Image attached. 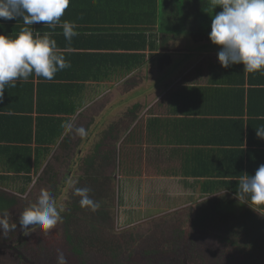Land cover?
Wrapping results in <instances>:
<instances>
[{
  "label": "trees",
  "instance_id": "1",
  "mask_svg": "<svg viewBox=\"0 0 264 264\" xmlns=\"http://www.w3.org/2000/svg\"><path fill=\"white\" fill-rule=\"evenodd\" d=\"M161 4L159 7L161 13L158 14V0H70L69 7L61 17L62 22L68 20L77 23L84 13L89 14L94 10L100 13L107 11L108 6L110 9L126 5V8L122 9L131 17H126L125 20V17L118 16L117 20L125 21L128 31L115 29L109 32L103 41L87 44V46L110 49L105 53L64 50L65 59L70 61L71 67L64 69L63 72L70 74L71 76L68 77L74 82L64 83L59 76L54 81L38 80L35 84L33 81L16 82L14 89L20 92L22 101H27V107L16 99V110L20 109L21 114L7 115L5 119L10 125L4 124V121L0 125V170L2 171L0 184L11 188L17 187L24 192L32 180L31 175L37 173L48 157L50 147L56 144L57 140L62 138L58 147L66 157L72 155L74 148L77 149L79 144L77 140L72 139L71 132L64 133L65 128L62 127L71 120L70 116L77 110L76 92L93 86L95 81L98 83L99 80H106L102 82L103 86H107L106 82H110L109 74H112V78L117 79L112 81L114 84L111 87L117 90L120 97L127 91L140 87L143 82L150 84L153 76H158V73L174 63L172 56L174 51L170 50L177 49V38L167 41L164 32L157 35V31L153 29L155 26L157 29V24L161 30L167 29L168 32L172 27H176L177 23L182 22L183 29L195 38L193 43H198L201 39L210 40L211 16L222 10L217 7L212 12L210 0H162ZM130 8L140 12L141 15H135ZM104 16L106 17L107 14ZM104 23L95 24L101 26ZM0 24L2 26L12 24L13 27L7 33L13 37L25 26L23 20L19 18L0 19ZM44 25L41 22L39 27L36 24L35 28L43 34ZM148 29L150 30L147 31ZM54 30L57 32L51 34V37L56 40L57 46L66 49L75 47L80 37L88 39L96 31L93 28L83 30L77 27L75 31L78 35L69 43L65 40L60 25ZM157 37H159L158 44ZM185 38L180 36L178 48L183 47L181 42L184 39L187 41L190 35ZM166 45L171 47L166 48ZM147 46L150 49V63L143 62L145 54L140 51ZM143 64L149 69L146 76L140 75L139 72ZM212 69L214 71L210 76V82L214 85L211 87L185 86L176 92H169L166 100L158 102L156 110L155 106L149 107L151 102L149 100L156 95L152 96L155 91L149 92L148 89L145 101L135 98L119 109L115 113L116 118L113 122L104 125L99 133L100 140L108 136L113 140L102 155L101 164L102 161L103 164L117 162L120 170L126 167L122 166V158L123 153H126L127 145L124 149L116 145V141L121 136H124L122 144L125 141L127 144L130 142L131 152H142L141 144L144 141L148 143L144 151L149 153V164L151 163L152 166L162 164L166 174L195 179L204 193L217 192L215 205H232L234 199L238 200L236 192L239 177L244 173L255 175V168L258 169L253 166L252 161L254 145L252 137L256 134L255 128L261 120L257 116L264 111L254 110V99L258 93L256 84L262 82L264 72L260 74L244 72L242 64L224 68L216 63ZM217 70L219 73L216 72ZM169 76L170 74L162 79H167ZM155 80L158 81L157 84L161 81L160 78V81L158 78ZM163 83L164 81L159 85L166 87L167 83ZM163 89H159V92ZM62 91L67 92V97L64 99L62 95L57 94ZM107 97L110 103L115 99V95L108 94ZM79 105L82 106L83 103L80 102ZM32 110L36 113L35 117L32 116ZM90 110L92 108L85 112ZM134 123L138 128L133 130ZM100 140L97 139L92 144L91 150L98 149ZM131 141L135 145H131ZM116 152L121 153L119 160L116 158ZM131 158L134 159L133 156ZM86 159L87 157L85 162ZM44 173H48V170ZM101 177L97 176L94 179L91 177L94 189H91L90 196H97L99 204L103 206L101 200L104 192L113 194L114 179L110 176L100 181ZM246 205L258 212L264 210V206ZM89 226L94 228L95 224ZM87 239L89 238L86 237Z\"/></svg>",
  "mask_w": 264,
  "mask_h": 264
},
{
  "label": "flooded vegetation",
  "instance_id": "2",
  "mask_svg": "<svg viewBox=\"0 0 264 264\" xmlns=\"http://www.w3.org/2000/svg\"><path fill=\"white\" fill-rule=\"evenodd\" d=\"M95 130L96 127L90 147L94 140H100L103 127ZM112 142L108 136L99 141L96 151L90 149L70 157L50 155L31 175L24 192L0 184V210H7L9 224L8 231L0 230V264H56L60 251L68 257L69 264H264V215L235 199L232 205H215L217 192H202L197 182L195 187L193 178H187L190 186L184 184L193 196L187 201L178 198L179 202L170 206V217L158 209L166 200L149 201L155 192L147 193L143 200L140 193L133 200L121 199L118 192L126 188L127 181L135 190L141 177L142 181H149L178 175L166 174L162 164L152 166L144 148L139 153L131 152L129 144L123 153L125 168L120 170L117 162L101 164L102 155ZM116 166L117 171L112 173ZM97 176H102L100 181L112 176L113 194L104 192V205L95 211L82 208L75 188L94 189L91 177ZM130 176L137 178L128 180ZM42 189L52 195L58 208H63V223L57 225L59 239L52 242L35 226L27 234L18 227L11 228L18 225L20 213L38 199ZM91 198L99 201L97 196ZM114 216L116 222L125 226L113 227ZM92 223L94 228L89 226Z\"/></svg>",
  "mask_w": 264,
  "mask_h": 264
},
{
  "label": "clouds",
  "instance_id": "3",
  "mask_svg": "<svg viewBox=\"0 0 264 264\" xmlns=\"http://www.w3.org/2000/svg\"><path fill=\"white\" fill-rule=\"evenodd\" d=\"M212 12L219 7L222 10L211 16L209 39L219 46L218 62L224 68L242 64L248 73L264 72V0H210ZM70 0H0V19H22L24 27L13 37L0 34V101L3 100L7 87H16L18 80H27L30 76L54 78L58 71L71 67L64 56V50L57 46L51 34H41L33 28L43 22L55 29L63 30L66 41L71 42L78 33L74 21L61 17L69 7ZM2 27V25H0ZM67 132H72V121L62 125ZM256 136L264 140V126L255 128ZM75 134L84 138L88 135L84 127H75ZM89 187H76L75 195L80 197V206L95 211L99 202L90 197ZM236 197L241 204L264 206V164L255 175L244 173L239 177ZM55 199L42 189L38 199L29 204L19 215V223L11 225L22 233L35 226L50 242L58 240V223H63ZM7 210H0V230L8 231ZM56 264H69L68 257L60 251Z\"/></svg>",
  "mask_w": 264,
  "mask_h": 264
},
{
  "label": "crops",
  "instance_id": "4",
  "mask_svg": "<svg viewBox=\"0 0 264 264\" xmlns=\"http://www.w3.org/2000/svg\"><path fill=\"white\" fill-rule=\"evenodd\" d=\"M161 1L162 0H158V2H159L158 11H157L158 14L161 13V10L159 8L160 5H162ZM118 6H120V4ZM123 7L126 8V5ZM123 7H113V8L109 9V6H108L107 11H100V13H99V12H97L98 10H94L92 13H89V14L84 13L81 20L76 23L78 25V28L81 27L83 30H90L91 28L96 29L95 34L91 37H88V39L80 37V39L77 41L75 47H73V48H67L66 49V48H63L59 45H58V48L61 50H68V51H72V52H89V53L90 52L105 53V51H110V49L106 50V49H103L102 47H92L91 45L87 46V44H89L91 42L96 43V42H99L100 40L103 41L104 38L106 37V35L109 32L114 31L115 29L117 31H119V29L123 30V31H128L125 21H118L117 20L118 16L125 17V20H126V17H131L130 14L126 13V11L122 9ZM130 10L135 15L140 14V12H136L131 8H130ZM104 14H107V16L105 17ZM98 22H105V23L100 26V24H95ZM17 23H15V24H17ZM37 26L39 27V24H37ZM12 27H13L12 24H8L6 26L0 27V34L8 35L7 31H9ZM35 27H36V24L33 25L34 29H36ZM158 27H159V30H158ZM44 28H45L44 31L48 32L50 34L57 32L56 30L49 27L48 25H44ZM153 29H155V31H157V35L160 34L161 32H164L165 36L167 37V41L173 40V38L176 37L177 38V40H176L177 49L176 50H170V51H174V53H176V55L180 54L183 51L185 53L186 57L191 58V63L188 64L185 69H183L179 72L170 73V76L167 79H162L161 76L164 75V71L166 70L165 69L162 72L158 73L159 74L158 76H153V78L150 82L151 85L148 83L144 84V82H143V84H141L140 87L133 89V90H129V94L127 91L125 94H122V96H120V97L118 95L117 90L111 87V85L114 84V82H112V81L117 79V78L114 79V77L112 78V74H109V77H108L109 80L108 81H110V82L109 83L106 82L107 86H103V82H102V81H106V80H99L100 81V82H98L99 84L97 83V81H95L93 86H89L88 88L85 87V88L81 89L80 92H78V93L76 92L75 94L77 96V102H76L77 103V110L73 115L70 116L71 117L70 121L73 122L74 128L75 127H84L87 130L88 135L84 138H81L80 136L75 134V131L73 128V131L71 132L72 139L77 140V142L79 144H78L77 149H75V148L73 149L72 154L73 153L85 154L86 150L91 145L92 139H90V137H91V133L95 127L97 130L100 127H104V125H110V123L113 122V120L116 118L115 113L119 110V108L123 107L126 104H129L131 101H133V99L139 98L137 100L145 101V99H147V97L145 95L148 92V89H149V92L151 90L157 91V88H158V90L160 88L163 89V87H165V86L159 85L161 83V81L162 82L164 81V83H167L166 87L161 91L162 92L161 97H160L161 101L166 100L167 94L169 92L170 93L176 92L177 90H179L185 86L199 88V87H206V86L211 87L214 85L210 82V76L214 71L212 69L213 65H215L216 63L220 64L218 62L217 56L213 57V54H216L215 52L218 53V51L220 50L219 46L213 45L212 43L207 44L206 42H211V41L206 40V39L205 40L201 39V41H198V44H202L205 42V44L209 45V47L201 50L200 51L201 54L199 56H196L195 61L192 62V59L194 58V56L192 55L193 50L184 51V50H182V48H178L180 45V40H179L180 37L173 35L172 29L168 32H167V29L161 30L160 26L158 24H157V29H156V26ZM149 30L150 29H148L147 31H149ZM168 33H171V35L169 36ZM118 42H119V40H117L116 43H118ZM156 42H157V44L159 43V37H157ZM205 44H203V45H205ZM203 45H201V46H203ZM165 47L170 48L171 46L166 45ZM111 51H114V50H111ZM115 51H117V50H115ZM140 51L145 54V57H144L145 60L143 62L150 63V61H149L150 49L148 48V46H147V48L140 50ZM213 58H217V60L215 61ZM191 67H193L192 70H191ZM148 70H149L148 67H146V65L143 64V66L141 67V70L139 71L140 75L146 76V73H148ZM189 70H191V73H188ZM216 72L219 73L218 70ZM187 73L191 74V75L188 77ZM259 74H260V72H259ZM57 76H59V79L64 81V83H70V81H73L71 77H68L71 75L65 74L63 72V70L58 71L55 74L54 78L51 79L50 81H54ZM157 78H158V80H159V78L161 79V81L159 80L160 81L159 84H157L158 81L155 80ZM38 80H47V79H45L43 77L38 78V77H35L33 75V76H30L27 80H18L17 82L33 81V83L35 84ZM153 80H154V83L152 82ZM73 82H71V83H73ZM153 84H156V85H153ZM147 85H150V86H147ZM256 87L258 89V93L255 96L256 98L254 99V110L264 111V92H263V90H264V77H263V80L260 84H256ZM135 90L137 92L142 91V94L139 95L140 97L139 96H133L135 93L134 92ZM153 93H152V96H153ZM57 94L62 95L63 99L67 97V92L64 93L62 91V92H58ZM108 94H111L112 96L115 95V100L112 99L111 103L109 102V98L107 97ZM130 95L132 97L130 99H127V97ZM16 99L20 100L23 103L24 107H27V103H26L27 101L24 102L21 100L22 96H21L20 92L18 90H15L12 87H7L4 91L3 100L0 101V125L2 124L3 121H4V124L10 125L8 120L5 119L8 117L7 115L16 114L15 116H19L21 114L20 109L16 110V108H17ZM118 100L122 101V104L121 105L117 104L114 108H111L108 110L109 106H111L113 103L118 102ZM80 102L83 103L82 106L79 105ZM151 103L152 102H150L149 106H151V107L155 106V110H156L158 103H154V104H151ZM103 106H105V107H103ZM89 108H92V110H90V112H85ZM109 111H110V113L104 117V119L105 118H108V119H106V121H104V119H102V121H100L101 118H103V115H105ZM146 111L147 110H145V112ZM24 113H25V110H24ZM35 115H36L35 111L32 110V116L35 117ZM144 116H146V114ZM245 116L246 115H244V117ZM257 117H260V119H261L258 122L257 128L264 126V113H259V115ZM64 133H67V131L65 130ZM80 138H81V140L79 141ZM61 140H62V138H61ZM61 140L60 139L57 140L56 144H54L50 147L51 149H50V153H49L48 157L50 155H53L54 153H57L59 155H64L62 152L59 151V147H58V143L61 142ZM95 141L96 140H94V142ZM252 141H253L252 143H254V145H253V157H252L253 166L259 167L261 164H264V140L259 139L255 134L252 137ZM126 144H127V142H126ZM48 157L46 158V160L48 159ZM41 166H42V164H41ZM255 170H257V168H255ZM0 173H2L1 170H0ZM259 213L264 215V210H259Z\"/></svg>",
  "mask_w": 264,
  "mask_h": 264
},
{
  "label": "rangeland",
  "instance_id": "5",
  "mask_svg": "<svg viewBox=\"0 0 264 264\" xmlns=\"http://www.w3.org/2000/svg\"><path fill=\"white\" fill-rule=\"evenodd\" d=\"M182 25V22H179V23H177V25H176V27H172V30H173V35H175V36H181V37H183V38H185V37H188L189 35H190V38L186 41L185 39L181 42V46H183L182 48H183V50L184 51H187L189 48H193V51H192V55L194 56V58L192 59V62L193 61H195V57L196 56H199L200 54H201V50H203L204 48H207V47H209V45H207V44H210L211 42H206L207 44H205V42L204 43H202V44H198V43H193V41H194V37H193V35H191L190 34V32L188 33V31H186V30H184L183 29V27L181 26ZM198 41H201V40H198ZM203 44H205V45H203ZM201 45H203V46H201ZM216 54H213V57L214 56H217V52H215ZM173 62L174 63H171L167 68H166V70L164 71V75L163 76H161V78H163L164 76H166V75H168V74H170V73H173V72H179V71H181V70H183V69H185L186 68V66H187V64H190L191 63V58L189 57H186V55H185V53L182 51L180 54H178V55H176V53H174L173 52ZM215 61L217 60V58H213ZM193 69V67H191V70ZM191 70H189L188 71V73H191ZM187 73V76L189 77L191 74H188ZM154 81V80H153ZM152 81V82H153ZM131 83H133V82H131ZM154 83V82H153ZM162 83V82H161ZM136 89V88H135ZM161 89V88H160ZM135 93H134V95L133 96H139L140 94H142V91H134ZM156 92V91H155ZM153 93V95L154 94H156L153 98H152V96L150 97V98H152L150 101L152 102L151 104H154V103H158V102H160L161 100V93L162 92H159V90H157V92L156 93ZM128 94H129V92H128ZM112 96V95H111ZM132 96L130 95V96H128L127 97V99H130ZM140 97V96H139ZM137 99H139V98H137ZM115 100V99H114ZM122 101H119L118 100V102H116V103H113L111 106H109V108H108V110L109 109H111V108H114L117 104H119L120 105V103H121ZM103 107H105V106H103ZM150 107V106H149ZM122 108V107H121ZM121 108H119V109H121ZM107 110V111H108ZM110 113V111L109 112H107L105 115H103V118H101V120L100 121H102V119H104V117L107 115V114H109ZM100 114V113H99ZM106 119H108V118H105L104 119V121H106ZM113 120V119H112ZM111 120V121H112ZM99 121V122H100ZM110 121V122H111ZM106 123V122H105ZM132 127V126H131ZM137 129L138 127L135 125V123H134V125H133V130L134 129ZM138 133H140V130L138 129ZM124 137V136H123ZM122 136L120 137V138H118V141H116V145L117 146H121L123 149H124V147H125V145H126V142L125 143H123L122 144V141L124 140V138H123ZM122 144V145H121ZM129 144H130V142H129ZM131 145H135V143H133V141H131ZM137 145H140V143H137ZM142 148H146V146H147V143H142ZM133 147V146H132ZM90 149H92V147H89L87 150H86V152H88ZM117 151V150H116ZM121 150L119 149V151L118 152H120ZM129 151H131V148H129ZM118 152H116V158H117V160H119V155L121 154H119ZM134 160V159H133ZM122 161H123V165L122 166H125V161H124V157L122 158ZM141 166L142 167H146L145 166V163L144 162H142L141 163ZM118 167L119 166H116V167H114L113 168V170H112V173H115L116 171H117V169H118ZM39 171V170H38ZM137 177H135L134 178V176H130V178L128 179V180H132V181H134L135 179H136ZM188 179H190L191 180V178H188ZM185 182H186V184H187V186H190V183H188V180H187V178H185L184 176H182V175H178V176H166V175H164V176H162V177H159V178H152V179H150L149 181H147V180H144V181H142V177L141 178H139V180H138V185H137V187L135 188V190L133 189V186L131 185V181H127V182H125V185H127V186H125L126 188H122V190L120 189V194H119V192H118V195L120 196V198L122 199V198H126L127 200H133V197L135 196V197H138V195H139V193L140 194H142V200L144 199V197L147 195V193L148 194H153L154 192H155V194H153V196H150L151 198L149 199V201L150 202H152V203H154V200L156 201V200H166V203L164 202V204L162 205V206H160L158 209H159V211L161 212V213H163V214H170V206L171 205H175L177 202H179V201H177V199L179 198V200H183L184 199V201H187V200H189L192 196H191V189H187L185 186H184V184H185ZM133 183V182H132ZM194 185H195V187H196V182H194ZM185 188H184V187ZM147 187H149V189H148V191L146 192V188ZM195 187H193L192 189H194ZM126 189V190H125ZM126 191V192H125ZM189 193H191V194H189ZM116 194V193H115ZM157 194H159V196L157 195ZM187 194H189L188 196H187ZM116 197H117V194H116ZM66 210H68V208H65ZM115 215H116V212H115ZM146 215V214H145ZM169 217H170V215H169ZM172 219H174V217H172ZM178 219V218H177ZM116 220H118L117 218H115V216H114V218L112 219V223L114 224L113 225V227L116 225L117 227L119 226V225H122V226H125V223H118V222H116ZM111 223V224H112ZM120 227V226H119Z\"/></svg>",
  "mask_w": 264,
  "mask_h": 264
}]
</instances>
